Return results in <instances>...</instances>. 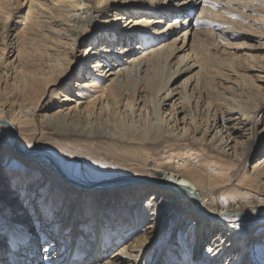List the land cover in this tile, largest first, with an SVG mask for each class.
Segmentation results:
<instances>
[{
	"label": "bare ground",
	"instance_id": "obj_1",
	"mask_svg": "<svg viewBox=\"0 0 264 264\" xmlns=\"http://www.w3.org/2000/svg\"><path fill=\"white\" fill-rule=\"evenodd\" d=\"M160 1L0 0V264H264V0Z\"/></svg>",
	"mask_w": 264,
	"mask_h": 264
},
{
	"label": "rangeland",
	"instance_id": "obj_2",
	"mask_svg": "<svg viewBox=\"0 0 264 264\" xmlns=\"http://www.w3.org/2000/svg\"><path fill=\"white\" fill-rule=\"evenodd\" d=\"M155 1H158V0H155ZM160 1V0H159ZM188 1H192L193 0H179V2H188ZM162 1H160L161 3ZM200 7L196 8L195 11L193 12V15L191 16V19L193 18V20H195L199 15H200ZM26 12L25 9H23V14ZM155 18L160 19V20H165L163 23H160L157 25L156 27V24H152L153 27H156V30H162L163 28L167 27L168 23H166L168 21H166V18L163 17L162 14H159L157 15V17L155 16ZM173 18V17H172ZM108 20V18H107ZM124 22H121V24H123ZM196 30V32H195ZM192 31L195 32V34L197 35L196 38H193V37H190L189 35L187 36V38L185 39L183 37V33L184 31H176L174 34H172L170 37H169V40H167V42H173L174 40H176V43H177V46L178 47H183V52H190L191 50V46L193 45V43L195 44H199V43H202V38L204 37L202 34L204 32V27L203 26H199L197 27V29H193ZM264 35H262L261 33H254V34H248L247 36H237V37H230V41L229 43H219V42H216L217 45L216 47L215 46H211L210 44L212 43L211 39L209 38H206L204 37L203 39H205L206 41V44L208 45V47L212 49V51H214L213 53L215 54H221V57H227V56H232V54H242V53H248V54H254V55H263L264 56V38H263ZM262 39H261V38ZM211 42V43H210ZM219 44V45H218ZM222 44V45H221ZM210 45V46H209ZM221 45V46H220ZM86 46V45H84ZM84 46H81L80 49H81V52L82 50L85 48ZM217 48V49H215ZM186 50V51H185ZM183 52H179L180 54H182ZM220 52V53H219ZM83 53V52H82ZM184 54V53H183ZM226 54V56H225ZM231 54V55H230ZM220 57V56H219ZM12 59V58H11ZM186 76H184L179 82H181ZM75 81L76 79L73 78L72 79V85H76L75 84ZM67 85V83H65L63 85V89L65 88V86ZM48 95L46 96V100L47 101L49 98H50V94H52L51 92L47 93ZM57 105H55V108H56ZM180 126H182V124H180ZM263 125H260L259 127L258 126H255V130L256 128H259L262 129ZM255 136V135H254ZM252 136L254 139L255 137ZM255 141V140H254ZM2 153V152H1ZM264 154L263 150L261 151L260 149H256L255 152H252L250 153V155L248 156L247 158V162H248V165H249V168L254 164V162L259 158L261 157L262 155ZM256 155V156H255ZM0 158L2 159V156L0 154ZM256 158V159H255ZM0 159V165L1 167L4 168V166L2 165V161ZM17 160V158H15ZM0 172H3V170H1ZM7 183V185L5 186V188L3 189V193L1 195L5 196V198H7L10 194L12 195V193H8L9 189H10V182H9V179L8 180H5ZM15 195V194H14ZM8 200V198H7ZM170 221H171V218L170 216L167 214L166 216V219L163 221V226H161V228H159V232H157V234L150 240L149 242V247H147L146 249V252L147 254L145 256H143V258L140 260V264H150V261L151 260H155L156 259V262L155 264H162L164 262V256H165V251H166V247L164 246H167L168 244H170L171 242H173L174 240L173 239H176L177 238V234L179 232V229H180V226L178 227L177 225H174L169 234V236H164V238H161L162 234L164 233V231H166L169 226H170ZM223 222V221H222ZM28 227V222H27V225H26V228ZM183 227V226H182ZM221 226H219L218 230L213 232V234L211 235V239H213V237H216L217 233L220 231ZM210 229V228H209ZM254 229V230H253ZM177 230V232H176ZM224 230V229H223ZM257 230V227L256 228H251L249 231H248V234L246 235L248 238L247 240L245 241V243L240 247V250L239 252H241L243 249H245L248 253H246L247 255H249V251L251 249V246H253L252 244V241L253 240H256L257 238L252 236L254 235L255 231ZM223 233V232H222ZM240 233V232H239ZM166 238V239H165ZM170 238V239H168ZM161 239V240H160ZM163 239V240H162ZM168 239V240H167ZM132 241L129 240L127 242L130 243ZM164 244H163V243ZM167 242V243H166ZM151 243V244H150ZM232 241H229L227 242L228 245V248H232ZM123 243H120V244H117V246L115 247L116 249H120L123 247L122 246ZM166 244V245H165ZM158 245V246H157ZM160 245V246H159ZM164 245V246H163ZM162 249H161V248ZM164 247V248H163ZM152 248V249H151ZM116 249H113L111 252L115 251ZM150 249V250H149ZM160 249V250H159ZM226 249V250H227ZM236 249V246L234 247V250ZM154 250V251H153ZM225 250V251H226ZM149 251V252H148ZM152 251V252H151ZM145 252V253H146ZM156 252V253H155ZM158 252V253H157ZM238 252V251H237ZM110 253V251H109ZM107 253V255H104L105 258L109 257V255H111V253L109 254ZM153 255V256H152ZM245 257V254L243 255V258ZM104 258V259H105ZM242 258V259H243ZM227 259V256L223 258L222 261L226 260ZM242 259L238 262V264L242 263ZM231 261V260H230ZM229 261V262H230ZM218 262V260H217ZM228 262V263H229Z\"/></svg>",
	"mask_w": 264,
	"mask_h": 264
},
{
	"label": "snow or ice",
	"instance_id": "obj_3",
	"mask_svg": "<svg viewBox=\"0 0 264 264\" xmlns=\"http://www.w3.org/2000/svg\"><path fill=\"white\" fill-rule=\"evenodd\" d=\"M214 7H217L218 5H213Z\"/></svg>",
	"mask_w": 264,
	"mask_h": 264
}]
</instances>
